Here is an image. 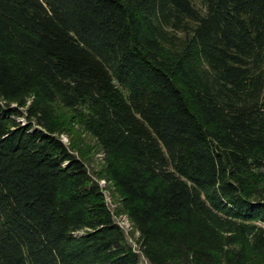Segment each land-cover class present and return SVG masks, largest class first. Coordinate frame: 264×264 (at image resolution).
<instances>
[{
  "label": "trees",
  "instance_id": "16d2710c",
  "mask_svg": "<svg viewBox=\"0 0 264 264\" xmlns=\"http://www.w3.org/2000/svg\"><path fill=\"white\" fill-rule=\"evenodd\" d=\"M142 257L264 264V0H0V264Z\"/></svg>",
  "mask_w": 264,
  "mask_h": 264
},
{
  "label": "rangeland",
  "instance_id": "374dc122",
  "mask_svg": "<svg viewBox=\"0 0 264 264\" xmlns=\"http://www.w3.org/2000/svg\"><path fill=\"white\" fill-rule=\"evenodd\" d=\"M60 112L64 113L63 107L58 106ZM82 114L75 113L72 118L66 120V131L59 134L61 139L70 146L73 150L79 153L85 158L89 170L91 173L101 170L103 165V156L97 140L86 130L82 121ZM23 120V119H22ZM99 184L103 190L105 201L109 209L111 210L115 220L120 224L126 233L128 242L138 250L137 239L138 232L133 233L131 222L126 215H120L117 213L118 197L113 187L106 183L104 179H99ZM143 264H149L146 258L142 257Z\"/></svg>",
  "mask_w": 264,
  "mask_h": 264
}]
</instances>
